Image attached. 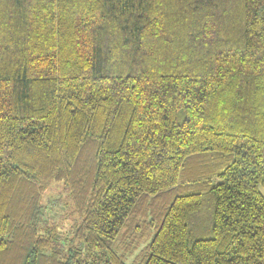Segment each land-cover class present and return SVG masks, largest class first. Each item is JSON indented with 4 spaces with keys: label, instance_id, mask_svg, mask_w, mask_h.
<instances>
[{
    "label": "trees",
    "instance_id": "1",
    "mask_svg": "<svg viewBox=\"0 0 264 264\" xmlns=\"http://www.w3.org/2000/svg\"><path fill=\"white\" fill-rule=\"evenodd\" d=\"M262 187L264 0H0V264H264Z\"/></svg>",
    "mask_w": 264,
    "mask_h": 264
},
{
    "label": "rangeland",
    "instance_id": "2",
    "mask_svg": "<svg viewBox=\"0 0 264 264\" xmlns=\"http://www.w3.org/2000/svg\"><path fill=\"white\" fill-rule=\"evenodd\" d=\"M263 195H264V187H262ZM57 200L58 198L62 199V203L56 205V208L54 210V215L57 216V218H63L65 212H67L70 209L71 202L68 193H66L61 185H55L51 190H48L47 194L45 195L46 203L50 201L51 199ZM44 200V201H45ZM50 204H48L49 206ZM48 222L50 224L58 223V220L54 219L53 217L47 218ZM59 227H63V231L68 229V226L71 224V219L68 218L66 220H63L59 223Z\"/></svg>",
    "mask_w": 264,
    "mask_h": 264
}]
</instances>
